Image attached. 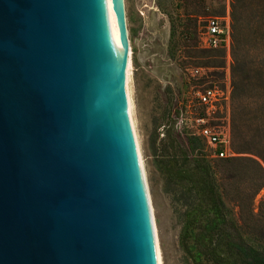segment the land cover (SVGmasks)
<instances>
[{
  "label": "water",
  "instance_id": "obj_1",
  "mask_svg": "<svg viewBox=\"0 0 264 264\" xmlns=\"http://www.w3.org/2000/svg\"><path fill=\"white\" fill-rule=\"evenodd\" d=\"M122 62L101 0H0V264H155Z\"/></svg>",
  "mask_w": 264,
  "mask_h": 264
},
{
  "label": "rangeland",
  "instance_id": "obj_2",
  "mask_svg": "<svg viewBox=\"0 0 264 264\" xmlns=\"http://www.w3.org/2000/svg\"><path fill=\"white\" fill-rule=\"evenodd\" d=\"M231 3L124 0L132 115L163 264H192L180 243L187 192L172 177L171 166L189 163L196 152L210 163L227 217L249 244L264 249V13L260 16L251 0H241L238 41L234 44L233 39L229 53L201 45L205 18L228 11L231 20ZM195 68L198 73H193ZM241 75L246 80L239 97L235 84ZM212 85L228 91L209 121L228 131L235 155L227 159L208 157L210 147L196 133L201 107L193 91ZM168 133L180 144L175 146ZM190 137L194 152L189 149Z\"/></svg>",
  "mask_w": 264,
  "mask_h": 264
},
{
  "label": "trees",
  "instance_id": "obj_3",
  "mask_svg": "<svg viewBox=\"0 0 264 264\" xmlns=\"http://www.w3.org/2000/svg\"><path fill=\"white\" fill-rule=\"evenodd\" d=\"M251 1L262 16L264 3L260 0ZM240 2L241 0H232L231 3L232 45L233 39L234 44L238 41L240 31ZM237 64H240L238 58ZM238 69L240 71L237 65ZM244 80L245 77L241 75L239 82L235 84L236 95L239 97L244 91ZM167 136L175 146L180 144L171 133ZM193 140V137L188 140L191 152L195 150ZM188 161L189 163H173L171 175L187 192L183 195L186 210L180 243L192 264H264V249L249 244L236 223L227 217L206 157L196 152Z\"/></svg>",
  "mask_w": 264,
  "mask_h": 264
},
{
  "label": "built area",
  "instance_id": "obj_4",
  "mask_svg": "<svg viewBox=\"0 0 264 264\" xmlns=\"http://www.w3.org/2000/svg\"><path fill=\"white\" fill-rule=\"evenodd\" d=\"M201 45L205 48L221 49L227 54L232 44L231 20L229 12L220 16H208L204 20L201 31ZM198 73V69H193ZM227 90V89H225ZM196 103L201 107V113L195 121L198 123L196 133L210 147L208 157L228 158L235 155L229 143V134L225 127L211 125L209 121L214 118L222 101L227 100L228 91L216 85L197 88L193 91Z\"/></svg>",
  "mask_w": 264,
  "mask_h": 264
},
{
  "label": "bare ground",
  "instance_id": "obj_5",
  "mask_svg": "<svg viewBox=\"0 0 264 264\" xmlns=\"http://www.w3.org/2000/svg\"><path fill=\"white\" fill-rule=\"evenodd\" d=\"M107 30L112 41L115 54L123 61V81L121 84V99L124 110L125 121L134 153V158L141 182L144 202L146 206L149 226L151 230L154 250L155 264H163L160 242L158 238L154 207L149 191V185L144 168L136 126L132 115V103L129 91L131 71V50L127 38V28L124 18V0H101ZM124 24V27H123Z\"/></svg>",
  "mask_w": 264,
  "mask_h": 264
}]
</instances>
